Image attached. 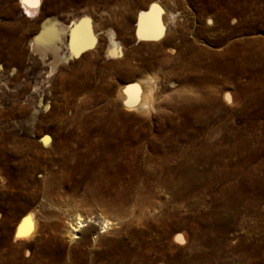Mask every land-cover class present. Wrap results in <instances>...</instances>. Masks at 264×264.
Segmentation results:
<instances>
[{
	"label": "rangeland",
	"instance_id": "1",
	"mask_svg": "<svg viewBox=\"0 0 264 264\" xmlns=\"http://www.w3.org/2000/svg\"><path fill=\"white\" fill-rule=\"evenodd\" d=\"M155 1L162 34L138 38L137 14ZM37 5V13L30 16L21 12L18 0H0V264H184L189 253L196 256L197 264H264V0H39ZM169 13L173 18L166 20ZM81 15H85L83 24L97 32L95 46L85 37L76 58L55 77L43 78L46 67L29 51L28 38L45 18L55 16L68 24ZM209 16L214 17L212 24L206 22ZM220 18L224 26H219ZM8 25L15 27L13 33L7 32ZM108 30L121 43L118 59L104 55ZM190 44L201 45L216 64L228 67L225 72L214 69L215 81L204 85L212 99H203L202 89L192 86L191 70L180 61ZM8 54L17 60L11 61ZM146 61L154 62L152 71H157L160 84L151 111L142 113L125 107L116 91L132 78L127 79L126 70L144 66ZM84 72L89 75L86 80L80 77ZM69 74L80 75L73 83L84 82L86 87L70 90ZM225 93L229 100L224 99ZM209 100V111L200 112L198 107L207 106ZM140 121L160 128V137L151 142L146 135L138 140L79 136L81 150L84 146L91 150H83L69 164L60 156L70 152L75 125L136 127ZM44 134L51 137L49 148L38 141ZM204 141L232 151L219 166L201 160L195 165L198 184L190 190L196 198L194 211L185 202L180 203L178 214L168 205L160 210L154 204L157 197L168 200L171 196L153 183L145 211L136 207L130 213L131 202L123 207V215L105 206L109 192L102 183L133 168V161L124 155L136 143L145 147L138 154L143 168L148 155L188 151ZM168 164L174 168L176 159ZM214 168L224 169L212 175ZM175 175V169L164 173L166 179L174 180ZM177 188L184 190L181 185ZM75 205L92 217L94 228L77 231L70 241L62 224L63 209L72 210ZM35 206L38 220L49 224L43 237L47 242L14 238L20 215ZM99 211L118 219L103 231L93 218ZM129 214L145 218L148 227L143 234L135 224L130 231L124 225ZM179 216L183 222L175 226ZM56 220L61 224L52 235L51 223ZM176 234L183 240L178 241ZM134 237L142 244L137 256L131 247ZM40 245L46 248H37Z\"/></svg>",
	"mask_w": 264,
	"mask_h": 264
},
{
	"label": "bare ground",
	"instance_id": "2",
	"mask_svg": "<svg viewBox=\"0 0 264 264\" xmlns=\"http://www.w3.org/2000/svg\"><path fill=\"white\" fill-rule=\"evenodd\" d=\"M18 2H19L22 13H24L26 15H30V16H34L37 13V6H38L37 2H39V0H35V3H36L35 7L30 6L29 3H25L24 0H18ZM157 11H158V5L156 4V1H155V2L150 3L149 7L146 10H142V11L138 12L137 17H136V24H135V34L137 35L138 38L159 37L162 34L161 27L158 26L159 25V18H158L159 15L157 14ZM83 16H85V15H81L80 19L73 17L68 24L62 23L55 16H53L52 18H45L41 22V25H40V28L38 29V31L28 38L26 44H27L29 51L36 58H38V60L43 64L44 67H46V70L44 71L45 74H44L43 78L55 77L58 74L59 70L63 66H66L68 64L69 60L76 58V54H78L80 52V50L83 48L82 44H83V41L85 40V37L88 36V39L90 41H92L93 42L92 44L95 46V43L97 42V41L95 42V39L97 38V32L94 30L93 27L90 26L91 28L90 27L87 28L86 25L83 24V22H82ZM215 17L218 18L217 16H215ZM171 18H173V14L169 13L168 16H166V20H169ZM213 21H214L213 16H209L206 18V22L209 24H212ZM224 21L225 20L223 18H220L219 23H218L219 26H224L225 25ZM172 22L173 21H171V20L169 22L167 21V23H172ZM79 25H80V28L78 27ZM14 28L15 27H10L8 25V27H6V30L9 33H13ZM11 42L13 44L12 46H14V44L16 45L17 40H15L13 38V40ZM85 45H87V43ZM103 52H104L105 57L108 59H118L121 56V43L117 39L116 34L113 30H108L106 33V42L104 44ZM2 55L0 57H2ZM182 55H183V57L180 60L182 62V65L184 66V68L191 70V75L189 76L188 80L189 79L191 80L192 86L195 85L197 88L200 89V91L202 89L203 99H206V97H207V100L210 99L211 98L210 95L208 93L204 92V90H205L204 88L206 87V86L204 87V85L206 83H210V82L215 81V77L213 75L214 69L218 68L219 70H222L225 72L226 70H228V67L225 64H221V63L216 64L211 59L210 53L205 48H203L201 45L190 44L189 46L184 48V52ZM8 56H9V54H8ZM154 57H156V56H154ZM9 59L11 61L17 60L13 56H9ZM156 63H158V62H156ZM173 67H175V66H173ZM154 68H155V64L153 61H146L144 66L129 67L126 70L127 74H128V75H126L128 77L127 79H129V77H132V78H130L131 80L123 83V85H121L118 88V90L116 89L117 90L116 91V97L119 98L120 102L123 103V105L125 107H127L130 110H134V111H138V112H142V113H146V112L151 111L152 106H153L155 91L158 88V84H160L158 82V75L156 74L157 71L156 72L152 71ZM79 76L80 75H78V74H69L67 76V79L69 81L68 83H71V84H69L70 90H72V91H78L79 90L80 91L86 87V83H84V82L81 84L73 83V79H75ZM184 76H185V74H184ZM80 77H83V79L86 80V79H88L89 75L87 72H84L81 74ZM124 80H126V79H124ZM185 80H187V79H185ZM48 81H50V80H48ZM36 85H39V84H36ZM211 85L212 84H210V86ZM224 99L229 100V95L227 93L224 94ZM206 104H207V106L201 105L200 107H198L200 109V112H201V109H203V110L206 109L205 111H207V110L209 111L211 101L209 100ZM137 124H138L137 126L135 125L136 127H133L130 124H129L130 126L125 125V124H111L108 126L103 125V124L98 125V126H94L92 124H90V125L89 124L75 125V126H73L72 131H71V138L74 141V143L72 144L70 152H68L66 154V156H65V154H63L64 152H60V153H62V154H60V156L62 158L64 157V160L63 159H61V160L65 161V164H69V162L73 161L76 157L79 158V156H80L81 152H83V150L84 151L91 150L90 148L84 146L85 144H84L83 140H81V143H80V145L84 146L81 150V148L77 144L79 139H76L79 136H82V137L96 136L97 137V138H95L96 140H99V136H104L103 138L107 137L109 139L129 138V139L138 140V139H140V137H143L144 135H146V139H148L151 142H154L156 139H158L160 137V134H161L160 128L154 129L151 124L147 123V121L146 122L140 121V123L138 122ZM156 127H157V125H156ZM81 131L83 134H81ZM154 131H156L157 133ZM102 133H104V134H102ZM79 134H81V135H79ZM38 141L42 143L43 148H49L52 145L51 144V137L48 134L42 135ZM106 141H109V140L106 139ZM148 146H150L151 150L154 149V147H155V145L152 146V144H149ZM144 148H141V146L137 143L132 148H129L127 150V152H125L124 158L127 157L128 159L130 158L133 161V168L130 169L129 171H126L124 173L117 175L115 177L116 178L115 180H113L114 178L109 179V180L105 179L102 183L103 190L109 192V199L107 200V205H105V206H108L111 210H114V214H115V210H117L118 213L120 212V214L122 213V215H123V213L125 212V209H123V207L126 208L125 206L127 204H130L129 202L132 203V207H133L132 210L130 211V213H132L134 211V208H136V207L138 209L143 208V210H144V206H147L150 203L148 200V194L147 193H148V190L151 189L150 186H152L151 185L152 183H153L154 187H156V188H159L161 190L165 189L169 193V195L171 196V199L168 198V200L164 199L160 196L157 197L158 200H156L154 204H156V206L158 208H160V210H162L163 207L168 205V207L172 208L171 211L173 212V214L174 213L178 214L177 209H179L178 207L181 206L180 203L183 204L185 202V203H189L190 208H191L190 210L194 211V209H195L194 203H195L196 198L194 195H192L190 190L194 189L195 186L198 184V175L199 174H198V170L196 169L195 165H197V162L201 160V163L204 162V163H206V165L208 163H211V164L213 163V165H216V163H217V165L219 166V165H221V163L223 161V157L225 155H229L230 152L232 151V149H230L229 147L221 148L220 145L216 146V145H213V143H209L207 141H204L200 145L199 148L193 147L188 151L181 150L178 152H172V153L170 152L171 154H163V155L157 156L155 158H152L150 155H148L145 157V159H144L145 161L142 163L143 168H141L140 159L142 157L138 159V154H140ZM231 148H232V146H231ZM234 149L235 148H233V150ZM59 150H61V149H59ZM199 154H201V156ZM169 159H176V164L174 165L175 166L174 168L172 165L168 164ZM95 162H97V161H95ZM223 165L224 164H222V167H223ZM94 167H95V163H94ZM140 169L141 170L143 169L144 172L142 173L140 171ZM173 169H175V173L177 175V176L175 175L176 178L174 180L171 177H170V179H166V177H164V173L166 171L168 172V171H171ZM223 169L224 168H216V170H215V168H214L212 175L213 174H215V175L221 174V171ZM150 173L152 175H150ZM222 174H223V172H222ZM23 176H24V174H23ZM22 179H23V177H22ZM178 185L183 186L184 192L183 191L180 192V190H178V188H177ZM231 188L232 187H230V190H232ZM234 190H235V188H234ZM94 192H95V190H94ZM240 192H242V191H240ZM183 193H190V194H188L185 197V196H182ZM230 193L231 192H229V194ZM244 194H246V193H244ZM225 197H227V196L225 195ZM236 198L237 197H235V199ZM251 201H255V200H251ZM257 202H258V200H257ZM230 203H231V201H230ZM235 204H237V203H235ZM224 205L226 208L229 207V204H227V202ZM232 205H233L232 207H234V204H232ZM253 205L254 204H252V207H253ZM76 206L77 205L72 206V207H74L72 210L71 209L70 210L63 209L64 217L62 218V221H63L62 224H63V227L65 228L64 232L70 241L73 240L74 238H76V232L77 231L84 230V232H85V231H88V230H91L94 228V226L91 224V218L92 217L89 218L88 215H85V213L80 211ZM150 206H148V207H150ZM239 206H240V203H239ZM37 207L38 206L29 208L22 216L20 215V218L18 219V221L15 225L14 232H13L14 238L29 239V240H33L35 243H36V241H39V240L43 241L44 239H46V241L45 240L44 241L47 242V240H48L47 237L46 238H43V237L48 235L46 233H48L49 231L45 230V229L48 227L49 224L45 223L44 221H43L44 223H42L38 220L39 217L37 218V211H38ZM248 207H250V206H248ZM232 210H234V209H232ZM238 210H240V209H238ZM171 211H170V213H171ZM99 212L93 218L97 219L100 222V224H101L100 226H101V229L103 231L108 229L112 225L113 220L118 219L117 217H115L111 214H106L103 211H101L100 213ZM128 212H127V214H128ZM241 213H242V211H241ZM120 214H119V216H120ZM124 215H126V214H124ZM55 216H56V214H55ZM129 216H130V214H129ZM129 216L124 221V225L129 230L130 229L129 226L131 227L132 224H135V225L139 226L138 232L140 234H143L145 232V229L148 227V223L143 221L145 218L143 219L142 218L143 216H141L138 218L136 217V219H134L133 217H131V216L129 217ZM233 216L234 215H232V217ZM183 219H182V217L179 216L178 218L175 219V221L173 223L175 224V226H179L180 224H182ZM165 220H166V218H165ZM52 222L53 223H51V234L55 232L54 228L57 229V227H59V225L61 224V223H58L57 220L52 221ZM126 233H127V231H126ZM52 237H50V238H52ZM175 238L178 241L183 240L182 236L180 234H176ZM136 240L137 239L134 237V239H132V244L130 243L132 245L131 247L134 248V250H133L134 256L138 255V250L141 249V246H142V244L140 242L138 243V241H136ZM49 241H50V239H49ZM37 245H38V243H37ZM44 245H46V244H44ZM44 245H40V247H37V248H41V249L46 248ZM41 251H43V250H41ZM250 252H251V250H250ZM262 252L260 254H263ZM250 254H252V253H250ZM254 255L255 254H253V256ZM37 257H35V259H38ZM195 257L193 255V253H189V257L184 262V264H197V260L194 259ZM241 257L243 258V256H241ZM40 258H39V260L41 261ZM21 259H23V258H21ZM16 260H18V259H16ZM241 260L243 261L244 259H241ZM13 262H14V260H13ZM19 263H21V262L19 261ZM28 263H30V262L28 261Z\"/></svg>",
	"mask_w": 264,
	"mask_h": 264
},
{
	"label": "snow or ice",
	"instance_id": "3",
	"mask_svg": "<svg viewBox=\"0 0 264 264\" xmlns=\"http://www.w3.org/2000/svg\"><path fill=\"white\" fill-rule=\"evenodd\" d=\"M24 2H25V3H29L30 6H33V7L36 6L35 0H24Z\"/></svg>",
	"mask_w": 264,
	"mask_h": 264
}]
</instances>
